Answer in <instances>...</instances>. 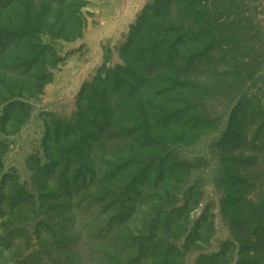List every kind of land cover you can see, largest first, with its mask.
I'll return each instance as SVG.
<instances>
[{"label":"rangeland","instance_id":"obj_1","mask_svg":"<svg viewBox=\"0 0 264 264\" xmlns=\"http://www.w3.org/2000/svg\"><path fill=\"white\" fill-rule=\"evenodd\" d=\"M150 2L0 0V264H76L67 255H58L56 249L68 243L79 245L83 240L75 236L79 227L83 234L96 236L90 216L99 213L105 222L114 213L113 207L109 213L96 205L97 200L106 203L109 199L92 197V192L88 195L91 190L84 191V184L89 180L82 183L80 176L87 171L89 159L96 162L98 171L102 155L119 158L126 151L129 138H110L111 126L103 125L96 115L105 91L109 93L115 86L129 90V72L118 66L134 56L129 39ZM246 2L245 12L264 31V0ZM249 51L250 55L256 53ZM254 86L250 82L240 93L253 98ZM258 91L264 99V88ZM227 105V112L219 107L224 117L216 132L190 137L183 148L178 136L170 140L189 166L180 176L177 190L193 187L188 194L193 195L190 202L197 204L191 207L187 225L175 232V239H168L183 244L189 226L203 224L195 220L199 216L210 226L207 232H200V240L180 251L183 255L176 256L175 264H194L198 252L220 249V253L226 251L225 264L250 263L255 255L264 260L261 240L253 239L262 230L257 228L259 216L264 218V172L241 163L250 157L242 140L228 146L222 143L233 102ZM249 121L250 117L246 124ZM124 128L129 129V123ZM148 143L153 147L136 157L137 161L151 159L157 151H172L163 144ZM233 158L238 160L235 165L230 163ZM224 171L234 174L233 187ZM255 173L261 176L253 181L249 176ZM231 193L237 202H231L232 206L241 209L235 217L224 205ZM173 196L180 204L184 200L180 194ZM252 198L257 201L248 204ZM134 199L140 203L135 205L129 225L138 228L141 212H151L154 203L149 205L128 190L118 197L119 205L124 204L118 210L129 214ZM104 222H100L101 228ZM233 232L240 241L234 240ZM101 233L107 236L105 231ZM71 236L75 237L69 242ZM73 252L84 264L99 257L82 247L70 249V257Z\"/></svg>","mask_w":264,"mask_h":264},{"label":"trees","instance_id":"obj_2","mask_svg":"<svg viewBox=\"0 0 264 264\" xmlns=\"http://www.w3.org/2000/svg\"><path fill=\"white\" fill-rule=\"evenodd\" d=\"M246 3V0H151L147 5L129 39V50L134 47V56L118 66L129 72V90L126 86H115L109 93L104 90L107 95L96 115L97 119L102 118L103 125L111 126L114 132L110 138H129L126 151L119 158L102 155V169L98 171L94 167L96 162L89 159L87 171L80 176L82 183L89 180L84 184V191L91 190L88 195L92 192V197L109 199L106 203L104 199L97 200L96 205L106 209L105 212L113 207L115 214L105 222L99 213L90 216L96 236L86 231L83 234L79 227L75 236L83 239L81 243H68L56 249L58 255H67L68 260L84 264L74 252L72 258L69 255L70 249L82 247L99 254L96 261L85 264H175L177 257L183 255L181 252L196 239L200 240V232H207L210 226H205L206 221L199 216L195 220L203 224L189 226L183 244L171 240L183 224L187 225L191 207L197 201L190 202L193 195L188 193L193 187L177 190L182 181L180 176L189 166L174 148L177 144L170 140L178 136V145L183 148L190 137L216 132L215 127L224 117L221 106L227 112L226 104L233 102L229 122L223 128L222 143L228 146L242 140L250 157L241 163L251 165L255 172H264V99L258 96V90L264 88V31L245 12ZM250 49L256 53L250 55ZM250 82L255 83L253 98L247 92L240 93ZM248 117L251 121L246 124ZM128 123L129 129L124 128ZM149 141L172 151H157L151 159L137 161L136 157L153 147L148 145ZM237 162L236 158L230 160L233 165ZM260 173L249 178L254 181L260 178ZM224 176L233 187L234 174L225 172ZM128 190L129 195L143 197L149 205L154 203L151 212H141L138 228L129 225L135 205L140 203L138 199L133 200L135 204L129 208V214L118 210L124 205H119L118 197ZM177 194L184 197L181 204L175 201L173 195ZM233 195L228 196L224 205L235 217L241 209L232 206ZM252 199L248 204L257 201ZM100 222H104L103 228ZM257 223V228L262 230L253 239H260L264 247V218L259 216ZM103 231L107 236L100 235ZM232 235L235 241H240L237 232ZM75 236L68 241L72 242ZM220 250L198 252L194 264H225L226 251L220 253ZM250 263L264 264V260L255 255ZM250 263L237 261L236 264Z\"/></svg>","mask_w":264,"mask_h":264}]
</instances>
